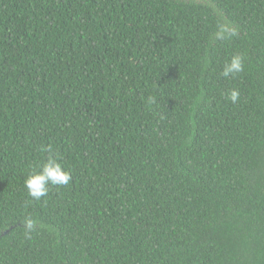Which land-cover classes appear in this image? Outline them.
Here are the masks:
<instances>
[{
  "label": "trees",
  "instance_id": "16d2710c",
  "mask_svg": "<svg viewBox=\"0 0 264 264\" xmlns=\"http://www.w3.org/2000/svg\"><path fill=\"white\" fill-rule=\"evenodd\" d=\"M0 264H264V0H0Z\"/></svg>",
  "mask_w": 264,
  "mask_h": 264
},
{
  "label": "clouds",
  "instance_id": "9594fccd",
  "mask_svg": "<svg viewBox=\"0 0 264 264\" xmlns=\"http://www.w3.org/2000/svg\"><path fill=\"white\" fill-rule=\"evenodd\" d=\"M239 36V29L229 23L220 22L213 33L214 41H224ZM245 57L242 54L233 55L230 60L224 64L220 75L222 77L235 76L243 72ZM240 92L232 89L228 92V100L235 104L238 102ZM149 103H154L153 98H149ZM46 152H52L50 146L44 149ZM72 180L70 172L64 170L55 154L48 156L46 161L40 166L39 171H32L24 181V187L27 195L32 199L39 201L42 197L47 196L50 186H66ZM37 221L31 216L25 217L23 227L25 236L30 238L31 233L36 227Z\"/></svg>",
  "mask_w": 264,
  "mask_h": 264
}]
</instances>
